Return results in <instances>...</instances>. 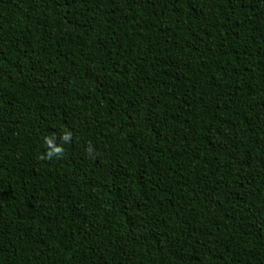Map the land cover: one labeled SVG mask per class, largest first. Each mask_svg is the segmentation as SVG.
<instances>
[{"label":"trees","instance_id":"trees-1","mask_svg":"<svg viewBox=\"0 0 264 264\" xmlns=\"http://www.w3.org/2000/svg\"><path fill=\"white\" fill-rule=\"evenodd\" d=\"M0 264H264V0H0Z\"/></svg>","mask_w":264,"mask_h":264},{"label":"clouds","instance_id":"clouds-1","mask_svg":"<svg viewBox=\"0 0 264 264\" xmlns=\"http://www.w3.org/2000/svg\"><path fill=\"white\" fill-rule=\"evenodd\" d=\"M62 143L56 144L52 138H45V150L42 154L39 155L40 160L52 161L54 159H59L64 153V144H68L72 140V133L70 131H65L60 137ZM86 152L89 155H92L94 148L91 144L86 147Z\"/></svg>","mask_w":264,"mask_h":264}]
</instances>
